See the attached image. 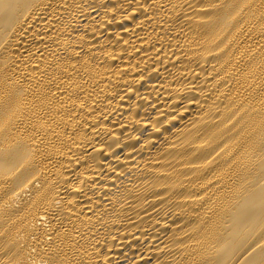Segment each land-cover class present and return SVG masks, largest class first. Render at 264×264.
Here are the masks:
<instances>
[{
    "label": "bare ground",
    "instance_id": "bare-ground-1",
    "mask_svg": "<svg viewBox=\"0 0 264 264\" xmlns=\"http://www.w3.org/2000/svg\"><path fill=\"white\" fill-rule=\"evenodd\" d=\"M0 264H264V0H0Z\"/></svg>",
    "mask_w": 264,
    "mask_h": 264
}]
</instances>
